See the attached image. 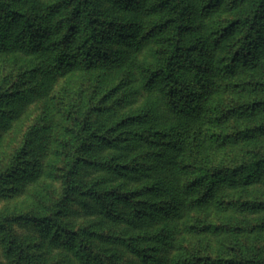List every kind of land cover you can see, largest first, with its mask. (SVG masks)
Here are the masks:
<instances>
[{
	"label": "trees",
	"instance_id": "trees-1",
	"mask_svg": "<svg viewBox=\"0 0 264 264\" xmlns=\"http://www.w3.org/2000/svg\"><path fill=\"white\" fill-rule=\"evenodd\" d=\"M3 54L15 60L0 83V126L63 77L61 104L76 124L66 126L63 195L49 213L34 216L41 234L70 246L79 264H126L95 247L107 237L144 264H264L254 242L264 232V188L256 187L264 183V0H0ZM77 71L91 80L88 100L69 83ZM10 78L14 84L6 86ZM114 102L129 114L105 129L90 122L91 113L106 114ZM42 121L0 173V196L39 176L32 156ZM233 144L246 150L238 160L224 154ZM97 145L115 153L96 160ZM82 167L134 185L85 182ZM70 198L125 228L75 237L63 219L74 212ZM246 212L261 214L255 225L241 223ZM0 230L16 264H47L9 225ZM244 234L254 240L248 246L241 245ZM214 242L216 254L206 260L202 246ZM165 248L175 250L171 259L161 254Z\"/></svg>",
	"mask_w": 264,
	"mask_h": 264
},
{
	"label": "rangeland",
	"instance_id": "rangeland-1",
	"mask_svg": "<svg viewBox=\"0 0 264 264\" xmlns=\"http://www.w3.org/2000/svg\"><path fill=\"white\" fill-rule=\"evenodd\" d=\"M39 1L46 4L55 0ZM225 14L222 11L219 16L224 18ZM150 46L153 49L157 48V45L152 44ZM13 60H15L13 56L6 54L0 55V83L9 73L12 74L10 67L14 65ZM17 62L20 63V60L17 59L15 65H17ZM17 66L14 68H18ZM247 78L250 80V77ZM138 81L132 84V86H138L140 84ZM69 83L73 88L77 89L80 87L83 91L81 96L82 100L89 99L88 97L93 88L91 80L86 73L77 71V74L70 79ZM13 84L14 82L10 78L6 86ZM65 84L66 78H59L51 92L34 95L24 107L20 108L18 114L8 119L7 125L0 126L1 173L13 161L17 151L24 143L26 135L39 123L41 118H44L42 122L45 124V132L43 131V134H41L42 138L38 140V145L35 147V153L32 156L33 161L39 166V176L36 180L27 183L25 188L17 192H11L9 195L0 196V223L2 224L0 227L9 225L16 237L23 241V247L36 253L47 264H79L70 246L63 245L61 239H59L60 241H55L52 233H49V235L41 234L38 227L33 223L35 214L39 212H43V214L49 213L52 207L60 201L64 191V174L66 173L64 162L66 161V153L70 150L68 146L70 145L69 141L71 138V133L68 132L66 126H76L75 122L71 123L68 120L69 118L66 117L67 114L64 106L61 104V92ZM101 95L102 93L97 98ZM220 97L225 102H228L227 100H230L231 95L223 92ZM140 102L141 97H138V101L134 106H139ZM108 104L107 106H111V110L108 113H91L92 121L90 122L92 124L102 123L105 129L113 126L129 114L130 107L128 106L120 107L115 102ZM83 107L84 109L81 110L80 114H77V116L79 115V122L82 121L85 109L87 110L85 106ZM226 125L227 130H230L232 129L233 122H229ZM245 151V148L241 144H233L225 150L224 154H228L233 160H238L242 158V154ZM112 153H115L114 149L104 145H97L92 155L96 160H104L106 157L111 156ZM130 157L132 156H128L123 162L129 160ZM78 177L85 182H93L103 179L105 175L99 169L82 167L79 170ZM104 179V183L107 185L121 184L124 180V184L120 187H124L125 189H132L134 185V182L120 177H114V179L105 177ZM259 186H263L264 188V183L256 185V187ZM250 191L253 194L256 192V188L246 193L248 194ZM68 206L74 212L63 219L65 222H72V225L68 226V228L70 231L75 232V234L73 233L75 237H78L77 235L83 231L104 232L107 236H112L125 228L124 224L118 223L117 220H112L106 215L101 214L99 209H95V211L83 209L77 201L71 198L68 201ZM115 209L119 213L126 214L125 209L120 205H117ZM260 215L256 212L242 213L240 214L241 223L247 226H253L257 223ZM5 232L7 231L3 230L2 232L0 230V264H16L20 261V258L15 254L8 256L6 253V244L4 243L3 236ZM251 238L252 236L246 234L239 236L241 245H250ZM254 240L257 249H259L258 254L259 258H261L259 260L264 261V232ZM179 241L182 242L180 239ZM187 243H191V241L189 240ZM94 244L97 249L102 250L108 255L115 252L117 257L126 264H144L139 261L136 255L117 244L113 238L107 237L95 240ZM229 244L231 243L229 242ZM215 247L216 242L212 244V247H208L204 243L202 246V257L206 258V260L214 258L216 253L214 254L212 250L216 251ZM174 252L175 250L172 251L165 248L161 251V254L171 259Z\"/></svg>",
	"mask_w": 264,
	"mask_h": 264
}]
</instances>
